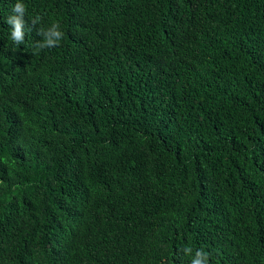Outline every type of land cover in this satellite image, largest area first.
Listing matches in <instances>:
<instances>
[{"label":"trees","instance_id":"16d2710c","mask_svg":"<svg viewBox=\"0 0 264 264\" xmlns=\"http://www.w3.org/2000/svg\"><path fill=\"white\" fill-rule=\"evenodd\" d=\"M15 2L0 264H264V0H21L19 46Z\"/></svg>","mask_w":264,"mask_h":264},{"label":"clouds","instance_id":"9594fccd","mask_svg":"<svg viewBox=\"0 0 264 264\" xmlns=\"http://www.w3.org/2000/svg\"><path fill=\"white\" fill-rule=\"evenodd\" d=\"M11 13L5 23L10 28V39L12 43L19 46L24 43L25 40V28H26V6L21 0H16L13 4ZM41 17L36 16L31 19V28L36 27L40 23ZM37 35L42 39L35 42L33 47V55L38 54L43 49H50L59 46L64 37V33L60 30V24L54 22L50 27H39L36 30ZM185 256L191 257L190 264H208L210 253L206 252L203 248L193 250L191 247L183 248Z\"/></svg>","mask_w":264,"mask_h":264}]
</instances>
